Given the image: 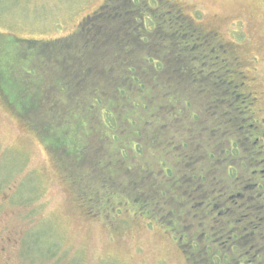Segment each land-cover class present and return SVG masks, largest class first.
Segmentation results:
<instances>
[{
  "label": "rangeland",
  "instance_id": "374dc122",
  "mask_svg": "<svg viewBox=\"0 0 264 264\" xmlns=\"http://www.w3.org/2000/svg\"><path fill=\"white\" fill-rule=\"evenodd\" d=\"M104 1L0 0V53L13 56L14 59L17 56V62L21 64L22 54L30 51L25 41L52 42L68 37L77 30L80 22L93 14ZM168 1L177 3L184 17H196L199 30L217 33L220 43L225 44L230 55L237 57V66L243 72L241 75L247 76L248 82L249 78L256 80L253 84L250 82V86L260 92L259 100L264 104V0ZM153 5L158 6L155 3ZM197 32L199 31L196 30ZM33 65H38L36 60L29 62L26 69L34 68ZM21 74L25 75L23 72ZM47 83L48 87L52 85L51 80ZM95 84L90 89H96V86L100 85ZM57 92L59 96L56 93L48 95L50 101L57 102V106L53 105L52 109L65 107L63 115H70V122L76 124L80 121L81 141L87 148V155L83 157L86 158L85 162L84 159L80 162V158L79 161H68L64 156L65 160L52 157L49 153L52 150L44 146L40 137L44 136L42 124L50 122L52 118L49 112L21 117L6 104L0 94V243L8 250L4 253V260H7L9 255L12 258L8 260L10 264H182L181 260H177L172 246L153 231L142 228L143 222L124 225L127 227L123 233H119L120 235L110 234L109 227L106 226L109 216L106 214L112 215L111 209L116 204L108 207L109 212L107 209L101 210L102 213L94 218L96 221H90L82 216L84 207L76 201L79 198V188L87 190L85 183H90L94 190L83 193L82 201L93 199L88 195H98L100 200L104 193L109 195L113 189L120 196L132 199L131 186L125 188L119 178L115 181L119 183V187L115 189V183L107 184L113 175L94 177L96 167L99 168L96 163L98 157L115 155L116 152L114 149L117 146L109 145L105 134H114L117 139L123 138L124 144H128L132 139L137 141L140 138L138 132L144 128V123H152V127L147 125L145 128L159 130L167 124L170 125L169 120L159 118L161 120L155 121L150 117L152 113H156L157 106L151 105L149 99L140 97L141 107L135 104V108L130 109V103L117 98L105 104L115 123L113 131L108 132L102 123V111H98L97 107H94L95 110L84 107L73 109L75 104L68 103L67 96ZM88 92L84 97V102L87 103L90 99ZM142 107L143 111L150 108V112H143ZM133 114L136 120L133 119ZM127 119L131 121L129 124L125 121ZM132 130L133 133H130ZM148 133L151 131H147L145 135ZM99 139L103 144L98 143ZM146 144L141 160L136 157L130 163L129 159L125 161L126 165L142 164L143 176L149 173L151 180H157L161 169L167 170L174 163H180L176 159L177 150L173 153L174 150L164 149L165 146L158 143ZM94 147L110 150H106L108 154H95ZM116 156L120 161L121 156ZM99 160L106 162L104 158ZM206 163L201 162L195 166L199 167L198 171L203 167L210 170L211 179L213 176H222L220 167L214 168L215 166H207ZM119 177L123 178L121 175ZM104 184L111 186L108 187V192L103 189ZM91 202L98 207L100 205L95 204L93 200ZM91 202L89 204L93 205ZM152 202H155V207L151 205ZM156 202L162 201H147L146 207L156 209L155 215L153 214L155 218H164L163 222L166 223L165 215L169 208L166 207V211L160 212L156 208ZM118 203L115 207L116 217L127 207L125 201ZM89 204L84 202L85 206ZM136 206L138 204L133 207L137 208ZM85 210L97 213L90 207ZM113 222L116 223V220Z\"/></svg>",
  "mask_w": 264,
  "mask_h": 264
},
{
  "label": "flooded vegetation",
  "instance_id": "af4514ba",
  "mask_svg": "<svg viewBox=\"0 0 264 264\" xmlns=\"http://www.w3.org/2000/svg\"><path fill=\"white\" fill-rule=\"evenodd\" d=\"M165 1L169 2L176 17L164 23L163 29L177 30L179 33L189 31L191 39L188 42L198 56L207 57L212 47L215 60L221 62L227 59L230 52L224 43H220L216 32L199 30L196 17H184L177 3ZM147 4L151 3L148 1ZM140 5L141 3L135 6ZM141 7V10L145 9L144 13L149 11L145 4ZM193 12L197 14L196 11ZM162 25L163 23L157 26L159 32L156 35L159 38L163 35ZM134 30L133 33H124L126 44L130 45V41H133L137 47H143V50L149 48V42L142 43L140 37L149 40L152 32L144 30L138 33ZM196 30L199 32L196 33ZM184 38L185 36L181 37ZM159 46L166 48L165 45ZM157 58L153 59L152 65L144 63L137 67L139 75L135 74L136 79L125 85L121 84L127 88H123L125 95L121 94L119 97L130 103V109H134L135 104L141 107L140 97L149 99L151 105L157 106L156 113L149 114L150 117L155 121L165 118L171 124L159 130H151L145 126L152 127V123H144V128L138 132L140 138L137 141L131 140L134 143L132 146L129 143L123 144L124 146L118 144L117 148L125 150H120V154L125 153L123 157L120 155V161L117 160L118 153H107L106 150L110 148L94 147L95 154H108L107 157H98L96 163L99 168L96 167L94 177L113 175L107 184L115 183L116 178H119L125 188L131 186L132 199L122 195L127 207L116 217L115 207L119 204L115 203V207L111 209L112 215L106 214L113 216L108 217V225L106 224L110 234L120 235L131 223L143 222L142 228L153 231L172 246L177 260H181L182 264H264V104L259 100L260 92L250 86V82L253 84L256 80L249 78L248 82L247 76L241 75V70L238 75L240 78L235 80H226L225 77L224 80L212 81L206 64L193 65L192 68L197 73L188 77L179 73L181 66L169 65L163 56ZM233 59L238 63L237 57ZM141 66L154 72V75L142 74L141 71L145 70H140ZM143 112L149 113L150 108ZM126 121L128 124L131 122L130 119ZM102 123L105 126L103 119ZM147 131L151 133L145 135ZM111 136L112 134L107 137L109 145L113 144ZM99 142L103 141L99 139ZM146 143H158L165 146L164 149L174 150L173 153L177 150L176 159L180 163H174L167 170L161 169L157 180H151L149 173L143 176L142 164L129 163L136 157L139 160L143 158ZM99 158H104L106 162ZM128 159L129 165H126L125 161ZM201 162H207V166L210 164L214 168L220 167L222 176L216 178L212 175L211 179L212 172L205 167L198 171L199 167L196 168L195 165ZM113 185L115 189L119 187L117 182ZM92 196L93 202L100 204L99 208H107L99 209L92 200L85 202L93 205L85 206L83 199L78 196L76 201L84 207L82 216L86 218L96 217L102 213L101 210L108 211V207L113 204L110 198L98 200V195ZM104 196L105 194L102 197ZM156 200L162 201L156 202V208L160 212L166 211V207L170 210L165 215L166 223L163 222L164 218H155L156 209L146 207L147 201ZM137 204V208H134ZM153 204L155 202L151 203L155 207ZM86 207L93 208L97 213L85 210ZM111 219L113 220L110 221ZM6 251L5 245L0 243V264H10L8 260H12L9 255L4 260ZM200 260L202 261L199 262Z\"/></svg>",
  "mask_w": 264,
  "mask_h": 264
},
{
  "label": "trees",
  "instance_id": "16d2710c",
  "mask_svg": "<svg viewBox=\"0 0 264 264\" xmlns=\"http://www.w3.org/2000/svg\"><path fill=\"white\" fill-rule=\"evenodd\" d=\"M148 1L151 6L147 4ZM140 3V6H135ZM154 3L158 6H154ZM144 4L150 12L144 13L145 9L141 10V6ZM169 5V2L165 0H105L101 7L87 17L80 28L67 38L56 39L52 42L25 41L30 51L22 54L24 63L22 59L21 62L23 64L17 62L16 55V59H14L13 56L0 53V94L6 104L21 117H31L36 116L37 113L49 112L52 118L50 122L42 124L44 136L40 137L44 146L52 150L49 152L52 157H60V160L66 157L68 161L72 159L79 161L80 158V162L83 159L85 162L86 158L83 157L87 155L85 143L81 141L80 121L77 122L78 124L70 122V115L66 117L63 115L64 105L60 104L64 108L52 109L53 105L57 106V102L50 101L48 95L54 93L58 95L57 91L67 96L68 103L75 104L73 109L84 107L95 110L94 107H97L98 111H102L101 117L105 122V129L112 132L115 128L114 119L105 104L115 100L114 98H120L121 94L125 95L124 90L127 87H122L121 84L125 85L126 82L136 79L135 74L139 75L137 67L144 63L147 66L152 65L154 64L153 59L156 60L157 57H165L169 65L181 66L179 73L184 76L196 75L197 72L192 68L193 65L206 64L212 81L224 80L225 77L226 80L240 78L238 75L241 69L239 70L232 56L227 55V59L219 62L215 60L211 51L212 47L207 57L198 56L191 43L188 42L191 39L189 31L186 30V34L185 32L179 33L177 30L163 29L164 23L175 16ZM152 7H155L153 8L155 11ZM179 21L183 23L182 20ZM162 23L161 33L163 35L159 38L156 35L159 32L157 26ZM134 29L138 33H142L144 30L152 32V35H149V40L140 37L142 43L149 42V48L146 47L143 50V47L142 49L137 47L136 42L133 41H130V45L126 44L127 38L124 33H133ZM184 36L185 38L181 39ZM17 41L21 42V40ZM157 44L165 45L166 48ZM34 60L38 65L26 69L29 67V62ZM35 67L39 71H36L38 69ZM140 70H145L141 71L144 75L150 73L154 75V72L148 71L149 69L147 70L145 66H141ZM21 72L25 75L22 76ZM50 80L52 85L48 87L47 82ZM94 83L100 84L99 87L90 89ZM89 90L90 92H88ZM87 92L90 98L89 103L84 102ZM56 127L57 131H55ZM110 138L113 139V144L117 147L118 144L119 146L124 144L123 138L117 139V136L113 134ZM129 144L132 146L134 143L130 141ZM117 147L114 149L115 153L123 157L125 153L120 154V150L124 152L125 150ZM85 187L87 190L79 188L77 192L79 197L83 193H87L86 191L93 192L94 190V187L89 183H85ZM103 189L108 192V185L104 184ZM88 196L93 198L92 195ZM109 198L112 199L113 205L123 201L122 196L117 193L109 194V196L105 194L101 200ZM90 200L89 198L88 201ZM100 208H107V206ZM84 218L96 221L95 217Z\"/></svg>",
  "mask_w": 264,
  "mask_h": 264
}]
</instances>
